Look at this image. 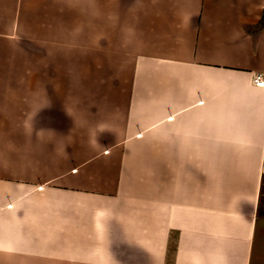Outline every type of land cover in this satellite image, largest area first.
Returning <instances> with one entry per match:
<instances>
[{
    "label": "crops",
    "instance_id": "obj_1",
    "mask_svg": "<svg viewBox=\"0 0 264 264\" xmlns=\"http://www.w3.org/2000/svg\"><path fill=\"white\" fill-rule=\"evenodd\" d=\"M264 0H0V264H264Z\"/></svg>",
    "mask_w": 264,
    "mask_h": 264
},
{
    "label": "built area",
    "instance_id": "obj_2",
    "mask_svg": "<svg viewBox=\"0 0 264 264\" xmlns=\"http://www.w3.org/2000/svg\"><path fill=\"white\" fill-rule=\"evenodd\" d=\"M254 83L258 87H264V76L263 75L256 76Z\"/></svg>",
    "mask_w": 264,
    "mask_h": 264
},
{
    "label": "trees",
    "instance_id": "obj_3",
    "mask_svg": "<svg viewBox=\"0 0 264 264\" xmlns=\"http://www.w3.org/2000/svg\"><path fill=\"white\" fill-rule=\"evenodd\" d=\"M263 27H264V18H263V20H262L261 25L257 28V30H259V29H261V28H263Z\"/></svg>",
    "mask_w": 264,
    "mask_h": 264
}]
</instances>
